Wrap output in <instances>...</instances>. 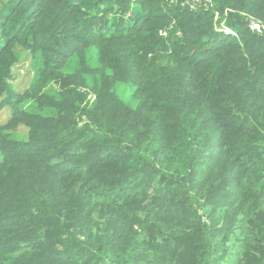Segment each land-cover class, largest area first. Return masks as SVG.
<instances>
[{
	"label": "trees",
	"instance_id": "16d2710c",
	"mask_svg": "<svg viewBox=\"0 0 264 264\" xmlns=\"http://www.w3.org/2000/svg\"><path fill=\"white\" fill-rule=\"evenodd\" d=\"M5 110L0 264H264V0H0Z\"/></svg>",
	"mask_w": 264,
	"mask_h": 264
},
{
	"label": "rangeland",
	"instance_id": "374dc122",
	"mask_svg": "<svg viewBox=\"0 0 264 264\" xmlns=\"http://www.w3.org/2000/svg\"><path fill=\"white\" fill-rule=\"evenodd\" d=\"M35 62L36 61L31 56L25 54L22 56V59L15 65L13 70V83L18 91H24L32 83L35 77ZM4 113L9 112L8 110L0 111V117H3ZM11 132L16 138H23L24 133H26V130L23 126H20L18 129L13 130Z\"/></svg>",
	"mask_w": 264,
	"mask_h": 264
},
{
	"label": "built area",
	"instance_id": "2783aa9c",
	"mask_svg": "<svg viewBox=\"0 0 264 264\" xmlns=\"http://www.w3.org/2000/svg\"><path fill=\"white\" fill-rule=\"evenodd\" d=\"M217 14H218V13H217ZM250 27L253 28V29H256V30H258V31L261 30V26H260V24H259V23H256V22H251V23H250ZM221 30L225 31V32L228 33V34H233V33H234L233 30H232L231 28L227 27L226 25H223V27H222ZM165 34H166V33H165Z\"/></svg>",
	"mask_w": 264,
	"mask_h": 264
}]
</instances>
